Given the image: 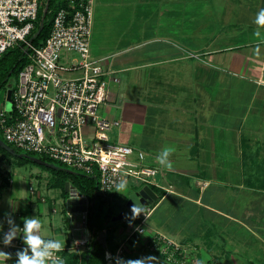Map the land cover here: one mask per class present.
<instances>
[{
  "label": "crops",
  "instance_id": "0c3cea01",
  "mask_svg": "<svg viewBox=\"0 0 264 264\" xmlns=\"http://www.w3.org/2000/svg\"><path fill=\"white\" fill-rule=\"evenodd\" d=\"M67 4L56 0L55 9ZM261 8L264 0L96 3L92 55L103 60L112 91L100 112L120 122L111 141L143 151L158 168L155 180L170 190L150 186L153 207L170 200L173 215L168 230L150 228L195 244L200 264H264V28L257 35L253 23ZM164 148L172 150L171 170L156 161ZM131 182L134 191L146 185ZM13 184L0 177L3 230L9 213L22 226L37 206L42 228L46 214L52 220V232L41 234L68 245L72 235L61 236L53 218L60 212L68 221L56 202L66 205L62 189L46 180L22 196ZM0 249L14 264L19 248Z\"/></svg>",
  "mask_w": 264,
  "mask_h": 264
},
{
  "label": "built area",
  "instance_id": "2783aa9c",
  "mask_svg": "<svg viewBox=\"0 0 264 264\" xmlns=\"http://www.w3.org/2000/svg\"><path fill=\"white\" fill-rule=\"evenodd\" d=\"M55 11L50 35L39 46H32L31 61L19 72L10 93L12 109H0V131L11 146L38 153L76 171L98 178V193L107 198L121 181L165 187L155 180L158 168L145 163L146 155L130 145L111 141L110 130L120 122L101 114L102 104L112 99L101 58L92 55V37L97 0H66ZM42 0H0V56L9 47L24 41L35 27ZM31 46V43H28ZM115 81L118 78L114 77ZM73 186V185H72ZM73 188L77 189L75 186ZM32 193L36 188L30 186ZM79 197L86 194L78 190ZM45 199V197H43ZM86 211H67L80 234L55 257L68 264L70 255L91 251L92 232ZM154 207L148 205L128 222L117 243L104 247L105 264L151 257L150 264H200L198 248L154 228L146 221ZM133 219V218H131ZM20 248L22 241L14 239Z\"/></svg>",
  "mask_w": 264,
  "mask_h": 264
},
{
  "label": "rangeland",
  "instance_id": "374dc122",
  "mask_svg": "<svg viewBox=\"0 0 264 264\" xmlns=\"http://www.w3.org/2000/svg\"><path fill=\"white\" fill-rule=\"evenodd\" d=\"M45 3L46 1L42 0L43 8L46 7ZM15 82H16V79L13 76H11L7 84L0 89V109H5L6 111H10L12 109L11 100L6 98V90L9 88L10 85L15 86ZM101 114H104V113L101 112ZM0 137H2V139L6 141L3 135V132L1 131H0ZM121 137L122 138L120 139V142L126 143L125 138L123 136ZM13 148L15 149V147ZM18 152L26 153V151H23V150L18 151ZM33 154L34 156H41L38 153H33ZM65 168L72 169L68 166H65ZM72 170H75V169H72ZM6 176L14 179V184L12 186H15V188L17 189L16 193L21 194L22 196H26V194H29L30 192V186H33L40 190L45 189V186H44L45 181L51 180L53 174L50 170L42 167L41 165H38L33 162H24L22 157L15 155L0 146V177L3 178ZM135 185H132V182L127 184V189L122 190L123 194L118 192L117 190H120V189L117 188L113 192L112 198L110 200L107 199L106 208L108 209L112 207L113 209V217L109 221L113 227V230L111 231V236L109 239V245L111 249L113 248V244L119 241L120 236L122 235L124 230H126V226L128 222L131 220H134V222L137 223L140 220V217H133L131 214V206L133 204L130 202V193L134 191ZM48 194L50 196H55V197L57 196V198L60 197V192L58 189H52ZM56 202L58 203L57 205L59 207V210H61V207H62L63 213L66 214L67 213L66 205L60 202V198L57 199ZM99 202L100 200L98 201V204ZM155 202L151 206H153ZM41 207L42 206H40V208ZM171 209H172V201L170 200H165L163 202L161 201L158 204V206L155 208V210L151 213L150 217L147 219L146 226L148 228L159 227L161 229L168 230L166 225L171 222V214L173 215V211ZM37 210H38V207L34 206L33 211H35V213L38 215ZM122 212H124L125 214L124 218L113 219L115 216H118ZM75 215H76L75 221L68 220L64 222L62 220V216L60 212L58 214H54V217H53L54 223L57 225L58 232L60 233V235L61 234L75 235V234L81 233L79 229H75L77 222L81 220V215L79 213H75ZM51 222H52L51 216L46 214L45 215V226L44 228H42V233L44 235L50 234V232H52ZM233 228L235 229V234H236V226L226 227V229H229V230ZM244 233L247 235L246 232Z\"/></svg>",
  "mask_w": 264,
  "mask_h": 264
},
{
  "label": "trees",
  "instance_id": "16d2710c",
  "mask_svg": "<svg viewBox=\"0 0 264 264\" xmlns=\"http://www.w3.org/2000/svg\"><path fill=\"white\" fill-rule=\"evenodd\" d=\"M45 1V4L48 5V10L44 19V28L42 29L41 33L32 39L33 35L40 27V22L44 14V8L42 6L39 8L38 17L35 21V27L28 35L27 42L21 41L14 44L0 56V89L7 84L11 76L17 80L20 70L31 61L29 54L32 51V46H39L43 44L50 35L53 25V18L55 11L57 10L55 9L56 0ZM28 43H31V46H29ZM16 150L22 151L20 149ZM26 153L34 155L33 152ZM37 157L49 162H54L61 167L66 166L43 155ZM22 159L24 162H33L50 170L53 174L51 179L52 185L60 187L64 197H68L69 195V193L65 190V184L67 181L75 186L81 193L86 194L88 199L91 201L88 215V225L92 232V248L89 253H86L82 256V264H105L104 248L98 242H95V238L102 230H106L108 232V237L110 238L113 227L109 221L113 217V209L112 207L108 209L106 208L107 200L98 193V178L95 175H86L79 171L73 173L63 168L55 169L39 164L28 157H22ZM153 188H155V186H153ZM99 200L100 202L98 204ZM79 259L80 255L78 253H74L70 255L68 264H78ZM207 264L211 263L207 262Z\"/></svg>",
  "mask_w": 264,
  "mask_h": 264
},
{
  "label": "clouds",
  "instance_id": "9594fccd",
  "mask_svg": "<svg viewBox=\"0 0 264 264\" xmlns=\"http://www.w3.org/2000/svg\"><path fill=\"white\" fill-rule=\"evenodd\" d=\"M253 23L257 26L256 34L259 35L261 29L264 28V8H261L255 16ZM170 148H164L159 151L156 161L159 165L167 167L171 170V161L169 159ZM118 192L123 194L122 190L127 189V182L121 181L117 186ZM15 211V209H13ZM142 211L141 204L137 201L131 206V214L133 217L138 216ZM22 226L15 222L11 213L7 215V231L3 230V223L0 222V244L11 246L14 239L22 241V246L15 252L14 264H65L62 257H55L54 253L63 250V245L59 240L51 237H44L41 234L42 221L37 215L24 216L22 218ZM0 254L5 258L6 264L11 257V253L0 249ZM153 260L151 257L142 259L121 260V264H150Z\"/></svg>",
  "mask_w": 264,
  "mask_h": 264
},
{
  "label": "water",
  "instance_id": "95a60500",
  "mask_svg": "<svg viewBox=\"0 0 264 264\" xmlns=\"http://www.w3.org/2000/svg\"><path fill=\"white\" fill-rule=\"evenodd\" d=\"M48 10V5L44 8V14L40 22V27L33 35L32 39L39 35L44 28L45 24V16ZM8 99H10V93L8 94ZM0 145L4 149L8 150L9 152L18 155L20 157H28L31 160L46 165L55 169L63 168L69 172H76V170L67 169L65 167H61L54 162H49L43 160L40 157L28 154V153H19L16 149H14L11 145H9L4 139L0 137ZM65 190L69 193V196L66 198V208L70 212H79V211H86L88 209V198L86 197H79L78 196V189L73 188L69 181L65 184ZM158 199L157 193L150 187L149 185H145L139 191H134L130 194V202L132 204L136 203L137 201L141 204L142 211L145 209L146 206L152 205ZM124 212L120 213L118 216H115L113 219H121L124 218ZM108 239V232L106 230H102L98 233L95 238V242H98L103 247H106Z\"/></svg>",
  "mask_w": 264,
  "mask_h": 264
}]
</instances>
